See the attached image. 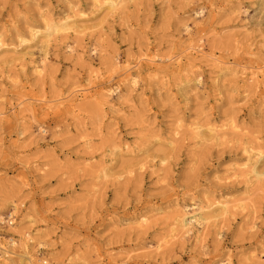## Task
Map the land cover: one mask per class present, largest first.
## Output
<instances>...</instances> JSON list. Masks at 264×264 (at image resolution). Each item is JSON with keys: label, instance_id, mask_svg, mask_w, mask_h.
<instances>
[{"label": "rangeland", "instance_id": "374dc122", "mask_svg": "<svg viewBox=\"0 0 264 264\" xmlns=\"http://www.w3.org/2000/svg\"><path fill=\"white\" fill-rule=\"evenodd\" d=\"M42 12L56 21L68 17L87 31L52 43L38 78L32 68L42 65L43 40L18 46L17 36L39 27ZM80 14L86 17H75ZM105 18L92 0H0V35L6 46L0 53V189L20 193L25 208L38 218L35 233L58 242L61 254L88 243L102 255L98 264H213L228 256L233 264H246L248 256L264 251V184L252 188L254 216L247 219L237 211L218 223L220 242L211 228L203 249L192 239L177 238L155 255L149 245L169 238L175 200L189 208L220 198L236 203L249 191L244 178L231 171L244 163L245 146L264 152V77L252 83L245 78L249 70L244 75L239 68L236 76H219L210 60L185 59V25L194 40L199 35L195 26L206 27L205 52L264 70V0H138L115 18ZM69 42L79 46L76 53L65 49ZM146 56L172 60L137 71L136 63ZM125 61L139 86L135 91L121 86L119 95L108 99L114 106L100 104L104 98L96 96L80 98L73 107L58 106L91 84L102 91L118 86ZM21 101L24 112L17 107ZM231 120L246 131L245 138L197 146L185 133L175 149L155 143L158 135L168 138L180 121L188 128ZM84 136L92 142L88 150L81 145ZM116 142L135 152L114 155ZM90 159L93 167L83 169ZM142 162V171L122 176L128 164ZM3 208L0 204L2 216L7 215ZM164 208L166 214L156 212ZM142 214L149 216L148 230L136 227L134 217ZM35 247L31 250L38 254ZM127 253L123 260L120 255ZM4 261L18 264L16 256Z\"/></svg>", "mask_w": 264, "mask_h": 264}, {"label": "bare ground", "instance_id": "6f19581e", "mask_svg": "<svg viewBox=\"0 0 264 264\" xmlns=\"http://www.w3.org/2000/svg\"><path fill=\"white\" fill-rule=\"evenodd\" d=\"M138 0H92L93 2V9L96 11H105L106 18L105 19H113L116 16L120 15L122 11L128 6L129 4H134ZM239 11V9H238ZM237 11V13H238ZM203 11L196 13L197 16L202 15ZM42 19L41 25L32 26L28 29L26 34H19L17 36V44L18 46L26 45L33 41H41L43 40L45 52L42 61V65L35 64L33 66V71L38 78L42 76V67L48 60V53L47 49L50 47L52 43H56L59 39H70L73 35L75 37H79L84 35L87 31L85 28H81L75 26V22L71 21L70 18H63L61 20H54L50 17L49 14L42 12L40 14ZM80 19H84L86 15L80 14L79 16H75ZM103 21H106V20ZM84 21V20H83ZM202 25L195 26L196 34H199L196 40L193 39L194 34L192 33V28L185 25V32L188 36L189 44L184 49L186 52L185 59L190 58V60H196L198 58L207 59L208 61L214 64L215 69L219 76L223 74H231L236 76L237 75V68H239L242 72L241 74L245 75V69L249 70L246 75V79L252 83L256 82L259 77H264V70L261 68H254L251 67L252 62H248L250 64L249 67L244 65L238 64L237 62H229L227 60L216 58L212 51L205 52L204 49V37L203 34L205 32L206 27H201ZM100 27V26H98ZM243 28H247L246 25ZM202 34V35H200ZM196 41V42H195ZM195 42V43H194ZM6 47L4 42L2 41V37L0 35V53L1 49ZM79 46L76 42H69L66 43L65 49L69 54H74L77 52V48ZM92 54H97V50L94 48L92 49ZM180 59H183L179 57ZM192 58V59H191ZM172 58H151L145 57L143 60H139L136 63L137 71L139 70L142 65L148 66L149 68H157V63H164L170 62ZM176 60V59H175ZM173 60V61H175ZM144 61V62H143ZM179 63V62H178ZM117 64V63H116ZM122 67H120V71L118 74L123 76V79L120 81L118 86L114 88L108 87L105 90H100L97 87V84H91V88L82 89L80 94L72 93L69 97L65 99H61L58 103V106L64 108L66 106H75V103L78 99H86L89 97L96 96L104 98V101H101L100 104L102 105H110L114 106L113 104L108 103V99L111 98L113 95H119V91L121 92V86L129 85L132 90H136L139 86V80L136 75L130 72L132 70L131 63L129 61H125L122 63ZM20 66V64H19ZM179 66V64H178ZM134 67V66H133ZM254 68V69H253ZM17 79L12 81V84H17ZM108 80L107 82H109ZM104 83V80H101L100 83ZM197 85L201 84L200 78L195 80ZM92 88H96V91L91 94L90 90ZM78 92V93H79ZM29 98L27 101H30ZM40 100H38L39 102ZM25 104L23 101L19 102L17 107H20L19 111L24 112L26 111L24 108ZM52 109V107H51ZM4 114L0 112V117L3 118ZM16 119L19 118L18 115L15 117ZM23 120V118H21ZM20 119V120H21ZM185 133H189V140L193 142V144L199 145H206L208 143H214L216 145H224L231 143L235 138L241 139L245 138L247 133L244 129L240 128L238 124L234 121L225 122L222 125H215V124H207V125H192L188 128L182 123V121L178 122L174 129L171 131L168 138L164 139L160 135L155 137V143L158 145H165L171 149H175L177 143H179ZM114 135V134H113ZM23 134H20L19 137L22 138ZM99 135V138L102 136ZM91 139L88 136H84L81 138V145L85 147V149H90L91 146ZM245 146V145H244ZM135 150L129 146L128 144L116 142L113 145V153L114 155H120L122 153L125 154H133ZM243 156H244V163L243 164H236L231 171L232 175L239 176L244 178V184L246 186V191H248L244 197L236 202L233 203L231 201L225 199L215 200L213 199L212 202H205L201 204H193L191 207L181 206L178 200H175L172 204L173 206V219H170L169 227V238H165L162 236L158 243L155 245H149V250H153L155 255H159L162 247H165L171 241H177L176 239L182 240H189L192 239L195 245H199V248L203 249L202 243L206 237V233L213 228L216 230L218 227V223L225 218H228L234 212L240 211L244 213L246 218L248 219L249 216H254L253 208L254 202L252 201L253 191L252 188L255 183L257 184H264V152L260 147L255 148L253 146H245L243 149ZM92 159L88 160L86 164L83 165V169L92 168L93 165L90 163ZM136 167H138L136 169ZM46 166H44V169ZM146 168V163H141L139 166L134 164H128L126 169L123 171L124 173L122 176L132 177L138 171H142ZM43 169V170H44ZM42 170V172H43ZM105 175V173H103ZM120 176V177H122ZM20 193L18 192H10L7 193L5 190L0 189V204L4 207L3 210H6L7 215L13 217V226H7L3 219H0V259L4 258L7 259L9 256H13L18 259V264H54L51 260L55 261L56 264H92V259L95 257V264H98L102 258V255L97 249L91 248V245L86 243L76 247L73 251H69L66 254L58 253L56 250L58 242L50 239L49 235L46 234H37L32 228L33 225L37 223V216L33 210L25 208V202L19 196ZM20 197V198H19ZM167 208L164 209H157V213L166 214ZM20 216V220L18 217ZM3 216L0 215V218ZM137 218L135 221L136 227L138 229H149L150 223L147 218L148 215L142 214ZM254 219V218H253ZM18 220V222H17ZM252 226L250 230L255 228V222L251 223ZM3 227V229H2ZM33 235V236H32ZM215 237L220 242L222 239V233L219 229L215 231ZM34 239L36 241H41L46 243L44 246L48 249V253L46 248L39 244L34 243ZM36 246L35 249L38 251V254L32 252L31 248ZM83 247V250L81 249ZM42 254V255H41ZM123 260L129 258V253L126 255H120ZM205 256V255H204ZM108 257V256H107ZM120 257V258H121ZM249 258L246 259V264H252L254 261L255 264H264V251L258 254H252L248 256ZM51 259V260H50ZM108 259L114 261L112 256H109ZM5 262H0V264H5ZM253 263V264H254ZM190 264H198L197 261H191ZM213 264H233V260L231 256L226 259H220L219 261H215Z\"/></svg>", "mask_w": 264, "mask_h": 264}, {"label": "built area", "instance_id": "2783aa9c", "mask_svg": "<svg viewBox=\"0 0 264 264\" xmlns=\"http://www.w3.org/2000/svg\"><path fill=\"white\" fill-rule=\"evenodd\" d=\"M0 219H3L7 226H13V222H12L13 221V217H11L10 215H3V217L0 218ZM0 235H1V232H0Z\"/></svg>", "mask_w": 264, "mask_h": 264}]
</instances>
